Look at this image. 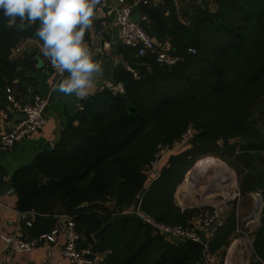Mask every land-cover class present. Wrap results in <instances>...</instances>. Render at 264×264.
<instances>
[{
  "label": "trees",
  "instance_id": "trees-1",
  "mask_svg": "<svg viewBox=\"0 0 264 264\" xmlns=\"http://www.w3.org/2000/svg\"><path fill=\"white\" fill-rule=\"evenodd\" d=\"M200 1L191 0V12L182 13L192 27L165 17L163 5L144 7L155 37L170 44L167 51L177 61L154 71L152 56L125 53L136 75L119 63L112 79L123 83L127 100L108 87L89 95L53 148L14 171L16 209L35 213L30 236L50 230L51 214L64 211L75 216L78 231L93 236L95 251L109 250L100 264H207L200 244L168 240L123 210L138 200L155 221L189 226L212 207L181 210L174 196L200 156H212L235 170L241 193L260 192L252 246L264 264V0ZM38 25L9 28L0 11V89L11 90L18 69L29 65L12 48L33 37ZM187 127L195 131L191 146L166 155L149 181L146 167ZM235 226L232 210L208 252L222 258Z\"/></svg>",
  "mask_w": 264,
  "mask_h": 264
},
{
  "label": "crops",
  "instance_id": "crops-1",
  "mask_svg": "<svg viewBox=\"0 0 264 264\" xmlns=\"http://www.w3.org/2000/svg\"><path fill=\"white\" fill-rule=\"evenodd\" d=\"M143 1L144 0H123V4L131 6L133 12L140 11L141 18H145L142 12L144 7L148 5H163L165 6V17H172L175 15L179 21L185 22L186 24L189 23L188 18L184 17L182 13L189 14L191 12V0H168L167 3L166 0H146V3H143ZM196 1L198 2L200 0ZM119 5V0H101V3L95 9L96 14L93 20V26L85 33V43L92 52L94 58L101 63L103 69L102 73L97 74L98 78L90 91V95L99 91L100 87L103 86V81L114 83L112 79V70L114 67L112 61L114 59L120 64H125L127 62L124 57L125 53H130L131 55H129V57H135L131 48L123 46L117 25L114 21L115 9ZM210 7H212V3H210ZM147 23L148 27L145 29L157 42H160L155 37L148 20ZM35 40L42 44L41 40ZM164 42L162 43L164 44ZM34 46L35 42L29 41L25 49L19 52L18 56L30 61V63L26 67H22V73L19 74L14 81L15 85L11 88V91L14 99L18 102H31L37 96H49V104L45 110L46 123L34 135L17 143L9 151L0 153V171L2 172L3 184L11 181V176L18 167L33 162L40 152L48 149V146L53 148L62 135L66 125L81 109V103L83 99H85L78 98L75 95H66L58 91V84L66 78L67 73H65L62 78H57L49 69L42 53ZM118 46H120V49H118ZM3 103L5 104L0 106V133L10 129L19 118L18 112L12 107L10 102ZM74 123H76V121ZM165 159L166 156L162 157L161 162L163 160L165 161ZM9 191L10 190L4 194H0V234L3 232H16L19 235L31 237L29 234L30 226L26 225V221L32 223L35 213L30 211L29 213L31 216L27 219V212H21L16 209V194L14 191L12 194ZM180 192L181 191H177L174 197V201L179 207H181V203H179L177 197ZM251 192L256 193L257 191ZM62 213L63 212H54L51 214V217L54 219L51 228L55 223L56 216ZM237 224V218L235 216V225ZM234 231L236 232V226ZM234 236L235 234H233L231 238ZM237 244L238 242L235 240L231 248H229L227 260L230 261L231 254L237 247ZM216 261H219V257L210 253L208 264H215ZM226 261L222 263L226 264ZM218 263H221V261ZM0 264L69 263L61 256L60 246L58 245H40L29 253H15L5 249L0 239Z\"/></svg>",
  "mask_w": 264,
  "mask_h": 264
},
{
  "label": "built area",
  "instance_id": "built-area-1",
  "mask_svg": "<svg viewBox=\"0 0 264 264\" xmlns=\"http://www.w3.org/2000/svg\"><path fill=\"white\" fill-rule=\"evenodd\" d=\"M119 2L120 5L115 9L114 21L117 25L123 46L131 48L135 57L152 56L154 63H161L162 65L174 64L177 61V57L168 53L167 50H164L162 48V42H157L148 34L145 28L131 20V15L133 13L131 6L124 5L123 0H119ZM146 2V0L143 1V3ZM17 22L20 23L19 20H17ZM29 41H34V47L41 52L42 44L36 41L33 37H27L22 39L12 48V55L18 56L19 52L25 49L26 44ZM189 52L194 53L195 50L189 48ZM44 58L49 69L57 76V78L60 79L65 75V73H60L56 70L52 66L50 60L46 57ZM112 64L113 66H116L119 62L114 59ZM145 64L147 65V69L150 70V64ZM125 66L136 75V71L128 66V63H125ZM103 88L104 86H101L99 90H102ZM5 93L7 94L8 102H10L12 107L18 112L19 118L10 129L0 133V153L9 151L17 143L37 133L46 123L45 110L49 104V96H37L31 102H18L14 99L12 91L9 88H6ZM192 132H195L194 129L192 127H187V129L182 132L180 137L174 142L172 147L163 148L161 150V157L150 162L146 167L149 181L155 179L159 175L161 158L164 157L165 154L167 155L169 153L168 151L173 149L176 151L183 150V148L190 143V135ZM233 141L238 142V139ZM208 158L216 159L214 157L200 158L194 166L201 160ZM195 170L196 171L192 168V171L188 174L184 182L185 188L188 184H191V187L195 185V177L198 174L199 167ZM213 183L206 186L205 190H207V192L211 190V187L214 189ZM234 186L236 187V185ZM238 189L239 188H237V192L233 189L229 190L231 191L230 197L235 195L239 196L241 192ZM228 197H225L226 200ZM253 198L254 206L252 210L253 216H256L261 208L260 203L262 202V198L260 192L257 191ZM226 200L223 199L224 204L227 206ZM230 203H233L232 207L230 206ZM228 205L236 213L238 210L236 198L233 199L232 202H229ZM184 208L185 207L181 204L180 209L183 210ZM123 213L139 217L145 224L149 225L153 233L161 235L168 240L182 239L200 244L202 246L205 263L207 264L210 256V252H208L209 241L213 237L214 231L225 224V218L216 207L214 209L212 208L209 212L203 213L198 218L193 219L189 226L166 224L155 221L140 209L139 201L127 206L123 210ZM26 225L31 226V222L26 221ZM212 225H214L213 228H211ZM0 239L3 242L5 249L15 253H29L40 245H58L60 246L61 256L65 258L69 264H100L109 253V250L95 251L92 244L89 242L84 243L83 240L85 239V236L77 230L75 216L68 213H62L56 216L53 227L36 236L29 237L19 235L16 232H3L0 234Z\"/></svg>",
  "mask_w": 264,
  "mask_h": 264
},
{
  "label": "clouds",
  "instance_id": "clouds-1",
  "mask_svg": "<svg viewBox=\"0 0 264 264\" xmlns=\"http://www.w3.org/2000/svg\"><path fill=\"white\" fill-rule=\"evenodd\" d=\"M101 0H0L9 28L26 30L39 22L41 53L60 73H67L58 91L87 98L102 65L85 43ZM17 20L20 21L17 24Z\"/></svg>",
  "mask_w": 264,
  "mask_h": 264
},
{
  "label": "rangeland",
  "instance_id": "rangeland-1",
  "mask_svg": "<svg viewBox=\"0 0 264 264\" xmlns=\"http://www.w3.org/2000/svg\"><path fill=\"white\" fill-rule=\"evenodd\" d=\"M237 138H233L231 139V142H235L233 140H235ZM191 146V142L186 145L184 148L187 149ZM183 148V149H184ZM168 154H177L180 151H176L175 149L168 151ZM167 154V155H168ZM166 155V154H165ZM164 155V157H165ZM205 156H200V158H204ZM212 157V156H211ZM215 158V157H214ZM220 163L222 162V164L226 167L229 168V170L232 171L233 173V184L236 185L233 186L232 182H229V179H227V177L224 178L223 180V189L224 187L231 183L230 190H236L237 192V188L238 187V179H237V174L235 172V170L227 165V163H225L223 160L216 158ZM192 171V169H191ZM190 171V172H191ZM226 179V180H225ZM220 183L222 184V178H220L219 180H217V182H215L214 184V188H217V184ZM184 183L182 184V186L180 187V189L178 191H182V189H184ZM239 190V189H238ZM213 191V188H212ZM215 191V192H214ZM211 194V196H213L212 198H208V200H204V203L201 204H197L195 203V200L192 197H186L188 195H190V193H187V195L185 196L184 200H179L181 201V204L183 207L185 208H203L206 206H210L213 209L216 207L218 208V210L220 211V213L222 214V216L226 219V217L231 213L232 209L229 207L228 203L232 202L233 199L236 198L237 204H238V210L235 213V216L237 218V225H236V232L234 231L233 234H235L234 237H230L231 239H229V245L225 250V254L223 255L222 258L219 257V261H216V263L221 261V264H224L222 262L227 260L228 257V252H229V248H231L233 242L236 240V242H238L237 247L235 248V250L233 251V253L231 254L230 257V262L232 264H252V262H254V260L258 259L255 255H254V250H253V246H252V241H253V231L255 230V228L259 225V219H260V212L257 213L256 216H253V206H254V194L253 192H244V193H240L239 196L235 195V196H231V191H227L225 194V197H228V199L226 200V198L224 197V195H219L220 193H223L224 190H220L217 191L214 190ZM217 192V194H215ZM177 193V192H176ZM175 193V194H176ZM203 196V195H202ZM175 197V196H174ZM206 197L203 196V198ZM231 198V199H229ZM180 199H182L181 195H180ZM207 199V198H206ZM224 200H226L227 202V206L226 204H224ZM218 201L219 203H221L220 206H218L216 203H212L211 201ZM206 201V202H205ZM180 203V202H179ZM184 208V209H185ZM203 210H206V208H204ZM63 213H65L64 211H62ZM206 212V211H205ZM211 240V239H210ZM215 263V264H216Z\"/></svg>",
  "mask_w": 264,
  "mask_h": 264
},
{
  "label": "bare ground",
  "instance_id": "bare-ground-1",
  "mask_svg": "<svg viewBox=\"0 0 264 264\" xmlns=\"http://www.w3.org/2000/svg\"><path fill=\"white\" fill-rule=\"evenodd\" d=\"M198 167H199V170L197 172L198 174L195 177V185L193 187H191L190 186L191 184H188L187 187L184 188L183 192L178 194V197H177L178 201L184 200L187 193H190V195H188L186 197H189V198L192 197L195 200V203L201 204V203H204V200H208L206 198H212L213 197V196H211L212 195L211 193L215 189H216V191H217V189H218V191H219V189L224 190L223 193L219 194V195H224V196H225L226 192L231 189L230 188L231 183L227 184L223 189V180L225 177H227V179H229V182H230L233 173L231 170H229L228 167L224 166L217 159H212V158L203 159L193 167V170L196 171L195 169H197ZM219 178H222V184L218 183L217 188H214L212 191V187H211V190L209 192H207V190H205L206 186H208V184L209 185L212 184L214 181L217 182V180H219ZM215 182L213 183V186H214ZM215 194H217V192ZM180 195H181L182 199H180ZM202 195L203 196L206 195V197L203 198ZM181 201H179V202L181 203ZM211 202H213L214 204L216 203L218 206L221 205V203H219L218 201L217 202L211 201ZM226 264H231V262L229 260H227Z\"/></svg>",
  "mask_w": 264,
  "mask_h": 264
},
{
  "label": "water",
  "instance_id": "water-1",
  "mask_svg": "<svg viewBox=\"0 0 264 264\" xmlns=\"http://www.w3.org/2000/svg\"><path fill=\"white\" fill-rule=\"evenodd\" d=\"M198 4L201 5V1H198ZM131 20L133 22H137L143 28H147L148 27L147 20L145 18H141L140 11H134L132 13V15H131ZM188 25H189V27H192V21H189ZM33 38L37 39V40H40V38L36 35V33L33 35ZM112 44H113V42H112ZM162 48L164 50H169V48H170L169 43L168 42H164ZM118 49H120V46H118ZM31 50H34V49H31ZM161 66H162L161 63H155L154 66H153V70L157 71ZM21 73H22V68L18 69V74H21ZM102 84H103L104 87H108V88H110V89H112L114 91H118L119 94H120V98L123 99V100H127V96L125 95L124 85H123L122 82L119 81V82H116V83H112L110 81H103ZM0 99H1L2 102H8L7 94L5 93V91L3 89H0ZM194 134H195V132L191 133V135H190L191 139H193ZM48 148H49V146H48ZM160 155H161V151H158L155 156H156V158H158V157H160ZM146 188H147V185H144L142 187V189L140 190L138 195L142 196L143 193L145 192ZM8 190H10L9 192L11 194L13 193V188H12V182L11 181L7 182V183H4L0 187V194H4V193L8 192ZM260 204H261V208H260V211H261L262 205H263V201ZM86 205H87V203L84 202L81 205H79V207H83V206H86ZM230 206L232 207L233 203H230ZM30 216H31V214L29 212H27L26 213V218L28 219ZM213 227H214V225L211 226V228H213ZM84 236H85L87 242L94 243V239L89 233H85ZM255 263L256 264H260L261 261L259 259H256Z\"/></svg>",
  "mask_w": 264,
  "mask_h": 264
}]
</instances>
